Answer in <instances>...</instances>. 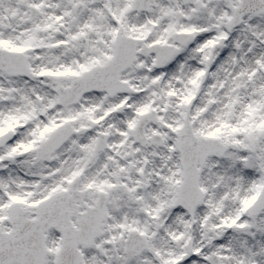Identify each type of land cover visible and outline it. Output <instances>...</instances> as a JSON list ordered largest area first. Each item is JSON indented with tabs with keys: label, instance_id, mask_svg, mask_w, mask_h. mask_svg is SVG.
Here are the masks:
<instances>
[{
	"label": "snow or ice",
	"instance_id": "snow-or-ice-1",
	"mask_svg": "<svg viewBox=\"0 0 264 264\" xmlns=\"http://www.w3.org/2000/svg\"><path fill=\"white\" fill-rule=\"evenodd\" d=\"M0 264H264V0H0Z\"/></svg>",
	"mask_w": 264,
	"mask_h": 264
}]
</instances>
